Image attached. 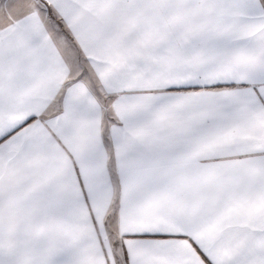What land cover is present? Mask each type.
<instances>
[{
	"label": "snow or ice",
	"instance_id": "obj_1",
	"mask_svg": "<svg viewBox=\"0 0 264 264\" xmlns=\"http://www.w3.org/2000/svg\"><path fill=\"white\" fill-rule=\"evenodd\" d=\"M0 264H264V0H0Z\"/></svg>",
	"mask_w": 264,
	"mask_h": 264
}]
</instances>
